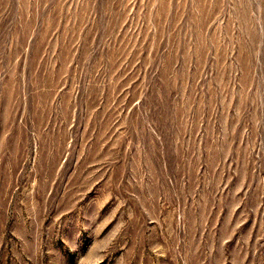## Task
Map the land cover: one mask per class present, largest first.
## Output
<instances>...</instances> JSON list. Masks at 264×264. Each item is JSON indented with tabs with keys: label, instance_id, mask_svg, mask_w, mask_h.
<instances>
[{
	"label": "rangeland",
	"instance_id": "obj_1",
	"mask_svg": "<svg viewBox=\"0 0 264 264\" xmlns=\"http://www.w3.org/2000/svg\"><path fill=\"white\" fill-rule=\"evenodd\" d=\"M0 264H264V0H0Z\"/></svg>",
	"mask_w": 264,
	"mask_h": 264
}]
</instances>
